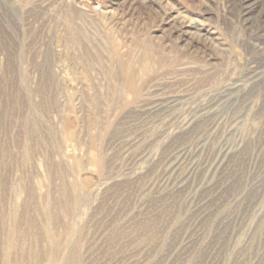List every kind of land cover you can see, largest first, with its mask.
Segmentation results:
<instances>
[{
    "label": "rangeland",
    "instance_id": "374dc122",
    "mask_svg": "<svg viewBox=\"0 0 264 264\" xmlns=\"http://www.w3.org/2000/svg\"><path fill=\"white\" fill-rule=\"evenodd\" d=\"M0 264H264V0H0Z\"/></svg>",
    "mask_w": 264,
    "mask_h": 264
},
{
    "label": "bare ground",
    "instance_id": "6f19581e",
    "mask_svg": "<svg viewBox=\"0 0 264 264\" xmlns=\"http://www.w3.org/2000/svg\"><path fill=\"white\" fill-rule=\"evenodd\" d=\"M245 2H246V1H245ZM245 2H244V3H245ZM247 2H248V0H247ZM252 2H253V1H252ZM242 3H243V2H242ZM253 3H254V2H253ZM257 3H258V2H257ZM262 3H263V2H262ZM255 4H256V3H255ZM256 5H257V4H256ZM258 5H259V3H258ZM258 7H259V6H258ZM258 7H257V8H258ZM261 7H262V6H261ZM152 8H153V7H152ZM252 8H253V6H252ZM252 8H251V9H252ZM153 9H154V8H153ZM260 9H261V8H260ZM243 10L245 11V9L242 8V11H243ZM249 10H250V9H249ZM150 11H151V10H150ZM252 11H253V9H252ZM245 12H246V11H245ZM254 12H255V11H254ZM250 13H251V12H250ZM246 14H247V13H246ZM251 15H252V14H251ZM257 15H259V14H257ZM244 16H245V14H244ZM246 16L248 17L249 15H246ZM260 16H261V15H260ZM253 17H254V16H253ZM172 19H173V18H172ZM247 20H248V19H247Z\"/></svg>",
    "mask_w": 264,
    "mask_h": 264
}]
</instances>
